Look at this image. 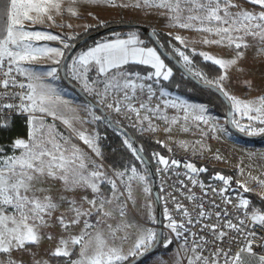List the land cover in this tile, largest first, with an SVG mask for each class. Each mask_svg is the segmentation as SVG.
Listing matches in <instances>:
<instances>
[{
	"label": "rangeland",
	"instance_id": "rangeland-1",
	"mask_svg": "<svg viewBox=\"0 0 264 264\" xmlns=\"http://www.w3.org/2000/svg\"><path fill=\"white\" fill-rule=\"evenodd\" d=\"M36 9L46 28L59 33L52 38L63 42L56 69L51 59L58 50L42 45L48 36L37 24L0 26V45L30 77L40 115L26 138L0 146V264H56L51 257H70L76 248L80 250L72 264H117L150 233L148 246L131 257L136 258L156 239L151 182L144 170L119 171L105 161L97 135L98 115L61 79L68 47L89 29L115 23L134 22L165 33L222 69L215 85L231 102L232 125L247 136H258L264 134V0H50L24 13ZM16 14L13 10V17ZM127 34L143 42L138 32ZM80 54L67 66L68 78L103 104L104 90L127 73H112L109 80L90 76L80 69ZM178 56L199 75L189 58L181 51ZM175 96L191 118L214 126L216 138L197 143L172 129L160 144L189 165L213 169L210 176L230 184L234 179L247 207L250 195L264 202V140L242 139L229 130L226 113L218 115L204 104ZM27 245L35 247L19 251Z\"/></svg>",
	"mask_w": 264,
	"mask_h": 264
},
{
	"label": "built area",
	"instance_id": "built-area-1",
	"mask_svg": "<svg viewBox=\"0 0 264 264\" xmlns=\"http://www.w3.org/2000/svg\"><path fill=\"white\" fill-rule=\"evenodd\" d=\"M162 84L150 74L127 72L104 90L103 108L120 127L159 143L172 129L197 143L214 141V126L191 118L187 106ZM32 95L30 77L13 54L0 48V119L20 122L30 132L40 118ZM150 162L163 213L160 250H174L181 264H234L244 254L264 259V212H250L242 194L224 179L189 171L170 148L154 150Z\"/></svg>",
	"mask_w": 264,
	"mask_h": 264
},
{
	"label": "trees",
	"instance_id": "trees-1",
	"mask_svg": "<svg viewBox=\"0 0 264 264\" xmlns=\"http://www.w3.org/2000/svg\"><path fill=\"white\" fill-rule=\"evenodd\" d=\"M239 2H243L244 0H237ZM9 3L10 0H0V26H6L7 22V16H8V9H9ZM254 8L258 9V6H252ZM121 23V22H119ZM129 24H134V22H126ZM118 23L115 24H109L104 25L103 27H98L95 29H89L86 33L78 36L76 39L72 41L70 46L68 47V51L81 39L88 36L91 33H94L96 31L102 30L104 28H108L111 26H116ZM151 30V29H150ZM122 31H130V32H138L141 39L143 40L144 44L146 46L154 47L153 42L148 37V35L144 34L143 32L137 30V29H123L119 31H113L109 34H106L102 37H99L95 40L89 41L86 44H84L78 51L75 52L73 56H75L80 51L86 50L90 45L94 44L97 41L105 39L107 36L122 32ZM156 35V38L158 40V43L162 46V48L169 54L173 55L181 64V59L178 56V51H181L187 58L190 59L192 69L197 72L199 75H196L193 73L192 70L187 69L183 64L184 68L191 73L199 82L201 83H208L215 85L217 84L218 80L222 77L223 72L222 69L217 66L214 63H211L209 61H206L203 57H201L199 54L192 53L191 51L183 48L182 45H180L179 42L172 39L168 35L162 32H154ZM68 53V52H67ZM72 56V58H73ZM162 57V56H161ZM71 58V59H72ZM70 59V61H71ZM164 62L167 66H169L172 69V75L168 79V81L162 82L163 88L171 93L172 95H180L184 96L192 101L204 104L208 106L213 112H215L218 115H224L226 113V104L222 100V98L215 93L214 91L207 89V88H199L196 84H194L189 78H187L180 70H178L172 62L167 60L166 58L162 57ZM69 61V63H70ZM68 63V65H69ZM68 68V67H67ZM126 71L129 72H136L140 74H151L152 70L150 68H147L142 65H136L131 64L126 67ZM68 75V74H67ZM204 79V81L202 80ZM62 79V78H61ZM63 81V79H62ZM69 81L74 84V82L69 78ZM63 83L66 85V83L63 81ZM67 86V85H66ZM216 86V85H215ZM68 87V86H67ZM87 95V94H86ZM79 99L87 104V100L81 96H78ZM87 99H91L95 101L97 104L101 105L95 98L90 97L87 95ZM95 113L99 117V121L97 122V135L99 138V145L103 154V157L105 161L115 170H144L148 174V171L146 170L144 164L142 161L138 158L137 154L134 151V148L131 144V142L122 134L117 131H115L113 128H111L107 123L103 121V116L100 112L94 110ZM111 115V118L113 122L117 124V120L115 115L112 113H109ZM119 126V125H118ZM123 126V125H122ZM124 129L127 130L137 141V144L139 145L142 153L145 155V157L151 161V153L154 150H159L162 152H166L165 147L158 143L157 141H154L151 138H148L146 136H142L138 134L136 131L125 127ZM28 135V131L26 128H24L20 122H13L10 123L9 121H2L0 119V146L1 147H9L10 145H13L14 142L21 138H26ZM177 161L181 162L185 165V167L192 172L199 171L201 175L204 177V179H208L210 174L212 173L213 169L205 168L202 165L195 163V164H187L183 159L179 158L178 156L174 155ZM150 180V179H149ZM232 184L229 183V186L231 189L239 192L235 189L234 179L231 181ZM106 187V186H105ZM240 193V192H239ZM250 199V205L248 206V209L250 212H254L256 210H260L264 212V202L260 200L258 197L254 195L249 196ZM155 243V242H154ZM35 246L33 245H27L22 249H19V251L32 249ZM79 248H76L73 252V254L70 257H64V256H53L51 257L52 262H55L56 264H72L74 258L77 256V253L79 252ZM160 252V247L157 251H155L154 254ZM152 254V255H154ZM151 255V256H152ZM149 258V257H148ZM134 258L129 259L128 262L133 260ZM127 263V262H126ZM125 263V264H126ZM141 264V263H140Z\"/></svg>",
	"mask_w": 264,
	"mask_h": 264
},
{
	"label": "crops",
	"instance_id": "crops-1",
	"mask_svg": "<svg viewBox=\"0 0 264 264\" xmlns=\"http://www.w3.org/2000/svg\"><path fill=\"white\" fill-rule=\"evenodd\" d=\"M49 2L50 0H10L6 27L16 25L19 28H32L38 25L37 27L42 30L41 32L48 36V38L41 41V43H43L42 45L45 46L48 44L46 47H49L50 45L49 48L58 50V52H55L57 53V56L54 59H51V67L56 69L57 62L61 58L60 54L63 52V42L62 40L61 42L58 41V38L56 37L52 38V35L59 33L46 28L48 26H46L45 23L39 19L40 9H36L28 15H25L24 13V10L30 11L32 6L39 5V7H41L42 3ZM13 10L17 11V13L19 12V16L16 14L13 17ZM78 19L84 21V18L82 17H78ZM86 26L87 24L83 26V28L85 29ZM127 33L130 32L127 31L122 36L109 40L97 41L90 45L86 50L82 51V54L78 57L80 69L85 71L86 74H90V76L109 80V76H111L112 73H116L115 75L125 74L127 73L126 67L128 65L136 64L150 68L152 70L150 75L163 79V82L168 81L171 74L168 72V67L157 49L146 46L142 41H136L135 37H131L132 34ZM0 48L9 52L2 45H0ZM50 53L54 55V52ZM84 156L85 154L81 155V157ZM151 238L152 236L149 233L140 245H134V247L129 250L127 255L120 258L117 264L126 262L129 258L138 254V252H141L143 245L148 246ZM141 264H181V261L178 254L174 250L168 249L166 251L160 250V252L150 256ZM189 264L199 263L191 261ZM234 264H264V259L244 254L240 255Z\"/></svg>",
	"mask_w": 264,
	"mask_h": 264
},
{
	"label": "water",
	"instance_id": "water-1",
	"mask_svg": "<svg viewBox=\"0 0 264 264\" xmlns=\"http://www.w3.org/2000/svg\"><path fill=\"white\" fill-rule=\"evenodd\" d=\"M123 29H137L144 34L148 35V37L151 39L153 42L155 48L159 52V54L172 62L174 66L180 70L187 78H189L194 84H196L199 88H207L215 93H217L224 103L226 104V118H227V125L229 130L234 133L235 135L241 137L242 139H245L250 142H255V141H262L264 140V134L258 135V136H247L240 131H238L233 125H232V118H233V112H232V105L231 102L226 98L225 94L223 91H221L217 86L208 84V83H201L199 82L191 73H189L184 66L171 54L167 53L162 46L158 43V40L156 38L155 33L150 30L149 28L142 26L140 24H121V25H116L112 27H108L99 31H96L94 33L89 34L88 36L84 37L81 39L78 43H76L66 54L64 57L62 64H61V78L63 81L66 83V85L73 90L78 96H81L87 100L88 106L92 108L93 110H96L100 112L103 116V121L107 123L111 128H113L115 131L122 133L132 144L135 153L137 154L138 158L142 161L144 164L146 170L148 171V176L151 182V194H152V199L154 202L155 206V218H156V239L154 245L144 252L143 254L139 255L138 257L134 258L130 262L126 264H140L144 260H146L148 257H150L152 254L157 251L161 245L162 241V220H163V213H162V207L159 199V192H158V187H157V179L156 175L153 169V166L151 162L145 157V155L142 153L139 145L137 144L136 139L124 128L116 125L112 118L111 115L106 112V110L99 104H97L95 101L91 99H87V95L85 94L84 91L76 87L73 83L69 81L68 75H67V66L72 58V56L75 54L76 51H78L84 44H86L89 41L95 40L99 37H102L106 34H109L113 31H119Z\"/></svg>",
	"mask_w": 264,
	"mask_h": 264
}]
</instances>
